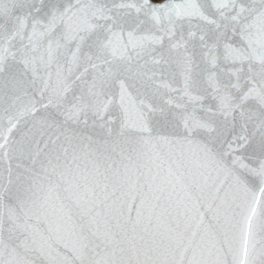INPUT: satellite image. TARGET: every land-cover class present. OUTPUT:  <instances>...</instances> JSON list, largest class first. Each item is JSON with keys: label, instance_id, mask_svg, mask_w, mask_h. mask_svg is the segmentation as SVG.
I'll list each match as a JSON object with an SVG mask.
<instances>
[{"label": "snow or ice", "instance_id": "1", "mask_svg": "<svg viewBox=\"0 0 264 264\" xmlns=\"http://www.w3.org/2000/svg\"><path fill=\"white\" fill-rule=\"evenodd\" d=\"M0 264H264V0H0Z\"/></svg>", "mask_w": 264, "mask_h": 264}]
</instances>
